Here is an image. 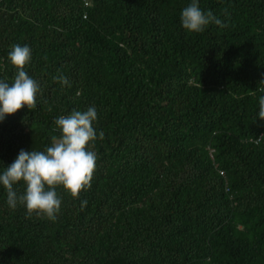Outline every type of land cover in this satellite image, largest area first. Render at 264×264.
Listing matches in <instances>:
<instances>
[{
	"label": "trees",
	"instance_id": "1",
	"mask_svg": "<svg viewBox=\"0 0 264 264\" xmlns=\"http://www.w3.org/2000/svg\"><path fill=\"white\" fill-rule=\"evenodd\" d=\"M188 3L0 0V78L27 44L40 86L0 122V163L43 151L73 110L95 106L104 133L55 220L0 187V264H264V0H199L225 22L201 33L180 25Z\"/></svg>",
	"mask_w": 264,
	"mask_h": 264
},
{
	"label": "clouds",
	"instance_id": "2",
	"mask_svg": "<svg viewBox=\"0 0 264 264\" xmlns=\"http://www.w3.org/2000/svg\"><path fill=\"white\" fill-rule=\"evenodd\" d=\"M225 26L211 10H202L199 0H190L180 12V25L189 33H201L209 26ZM32 58L31 48L25 44L12 46L7 62L15 69L11 82L0 78V122L26 107H37L38 82L30 76L25 67ZM61 85H68L64 75L54 77ZM260 83H264V79ZM264 92V89H261ZM257 117L264 120V94L258 97ZM98 114L95 106L84 111L73 110L56 118L55 131L59 135L51 137V142L43 151L21 149L11 164L0 168V187L6 191V205L15 210L23 206L26 213L43 215L55 220L61 207L57 187L73 198H78L82 190L91 186L97 153L91 150L92 144L104 133H97L94 122ZM22 184L23 191H17ZM87 201H81V208Z\"/></svg>",
	"mask_w": 264,
	"mask_h": 264
},
{
	"label": "built area",
	"instance_id": "3",
	"mask_svg": "<svg viewBox=\"0 0 264 264\" xmlns=\"http://www.w3.org/2000/svg\"><path fill=\"white\" fill-rule=\"evenodd\" d=\"M222 174V173H221Z\"/></svg>",
	"mask_w": 264,
	"mask_h": 264
}]
</instances>
